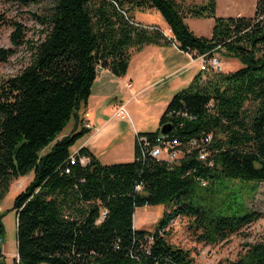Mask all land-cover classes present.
I'll return each mask as SVG.
<instances>
[{"label": "trees", "instance_id": "trees-1", "mask_svg": "<svg viewBox=\"0 0 264 264\" xmlns=\"http://www.w3.org/2000/svg\"><path fill=\"white\" fill-rule=\"evenodd\" d=\"M6 1L28 6L46 0ZM148 10L161 15L170 38L134 26L133 13ZM187 18L212 19L211 36L194 35ZM37 19L45 30L28 44L29 63L0 84V203L14 181L33 173L11 209L15 264H193L188 251L168 242L166 228L175 218H188L197 241L212 244L262 217L247 202L264 183V0L256 1L252 18L217 17L216 0H53ZM23 37L16 24L11 45H22ZM166 44L193 58L221 52L241 68L205 72V79L200 73L177 91L158 129L136 135L131 162L102 165L81 148L70 166V149L89 133L78 112L97 69L123 77L132 51ZM12 54L0 49V62ZM71 120L73 130L58 139ZM168 125L166 139L182 144L210 135L213 167L196 151L175 163L152 158L160 128ZM82 156L89 159L85 166L77 162ZM158 205L164 213L154 232L135 230V210ZM232 264H264V241L245 245Z\"/></svg>", "mask_w": 264, "mask_h": 264}, {"label": "rangeland", "instance_id": "rangeland-1", "mask_svg": "<svg viewBox=\"0 0 264 264\" xmlns=\"http://www.w3.org/2000/svg\"><path fill=\"white\" fill-rule=\"evenodd\" d=\"M207 0H185L186 2L196 3L198 5L204 4ZM257 0H216V16L217 17H244L252 18L254 15L255 3ZM53 7V0H46L39 4H31L28 6H21L14 3L0 0V49L12 48L13 54L5 61L0 62V84L19 74L20 71L29 63L30 51L28 44L31 41H37L43 37L42 31L45 27L40 24L38 17L43 18L48 14ZM193 19V18H192ZM190 27L194 30L199 28L203 33L207 32L206 24L196 25L193 20H188ZM18 24L23 29V44L14 47L10 43V35L14 31L15 25ZM216 54V53H215ZM218 57L224 63L222 74L234 72L241 68V64L236 59L227 58L222 53H217ZM201 73V72H200ZM218 73V72H217ZM205 79L207 75L201 73ZM136 89V86H135ZM174 93H169L163 96L157 102H146L144 99H136L127 106V111L133 119H137L141 123V130L147 132H154L158 128L159 119L165 111L169 100ZM154 96L148 100L153 99ZM88 113V112H86ZM135 120L133 123L137 125ZM71 120L64 128L62 134L70 133ZM122 128H118L120 135L118 138H113L111 143L103 148L102 153L105 155L101 158L102 165L117 164L120 159H125L128 155V126H131L129 121H125ZM122 134H126V141ZM134 138L135 134L131 131L130 135ZM218 138H223L219 135ZM119 139L123 143L120 149L113 144ZM80 139L71 148L73 151ZM119 142V143H120ZM50 144L41 154L49 150ZM132 160V159H131ZM131 162V161H128ZM127 163V162H122ZM27 180L18 179L23 184L22 189H17L14 181L6 196L0 203V214L3 218L1 223L3 225L4 237L2 244V254L4 257V264H15L17 262L16 254V215L12 209L14 194L18 191L22 192L26 186L32 181L33 173H29ZM25 180V181H24ZM16 188V189H15ZM17 190V191H15ZM18 193V194H19ZM17 194V195H18ZM247 206L250 210L261 214V218L256 222L242 228L238 233L231 235L224 241H218L212 244H205L197 241V235L192 228V222L186 217L175 218L166 231L169 232L168 242L176 248L188 251L193 260V264H232L237 260V257L244 252L245 245L252 244L257 241H264V183L258 185L254 193H250L248 197ZM164 213V206L158 205L154 207L137 208L133 215V225L135 230L154 232L157 223Z\"/></svg>", "mask_w": 264, "mask_h": 264}, {"label": "crops", "instance_id": "crops-1", "mask_svg": "<svg viewBox=\"0 0 264 264\" xmlns=\"http://www.w3.org/2000/svg\"><path fill=\"white\" fill-rule=\"evenodd\" d=\"M189 4L191 3H185V5ZM190 19L198 21L195 23L199 26L205 23L207 32L203 33L199 28H197V30L191 28L188 22ZM133 20L144 26H157L166 34L171 35L161 15L155 10L135 11L133 13ZM185 22L194 35L206 38L211 36L213 26L212 19L187 18ZM198 74H200L198 66L190 54L184 53L178 50L176 46L169 44L160 46L149 45L143 47L139 51H132L128 69L123 77L114 76L108 69L98 68L97 76L92 84L88 101L78 112L80 119L85 112H88V122L91 128L87 135L80 138L81 141L78 146L73 151L70 149L71 154H75L81 148H86L101 163V158L105 155L102 153L104 152L103 148L111 143L113 138L121 136L119 129L122 128L124 123H127L118 120L114 115L116 108L120 104H124L127 110V106L136 99L142 98L146 102H157L163 96L169 93H176L189 86L194 77ZM152 96H154L153 99L148 100ZM130 120L132 127L128 126L130 129L127 134V137H129L128 155L125 159H120L118 163L133 160L136 135L138 133L147 132L140 129L142 125L137 119L135 120L130 116ZM133 120H135L136 126ZM72 121L73 122L70 124V132L75 127L74 120ZM131 131L135 134L134 138L129 136ZM122 135L126 141V134ZM64 136L66 135L61 134L58 139ZM119 142L118 139L117 142L113 144L118 149L123 145L122 142ZM23 178L27 180V177ZM30 180H32V178ZM18 193L17 191L13 197ZM133 227L136 229L134 225Z\"/></svg>", "mask_w": 264, "mask_h": 264}, {"label": "built area", "instance_id": "built-area-1", "mask_svg": "<svg viewBox=\"0 0 264 264\" xmlns=\"http://www.w3.org/2000/svg\"><path fill=\"white\" fill-rule=\"evenodd\" d=\"M134 26L147 29L149 31H155L159 30L163 33V35L167 38H170L171 35L166 34L163 30H161L157 26H144L139 23H133ZM171 33V32H170ZM174 45V44H173ZM175 46V45H174ZM191 56V55H190ZM192 57V56H191ZM193 58V57H192ZM194 62L198 66V70L201 73L205 72H221L223 70V62L222 60L213 53L212 55H199L196 58H193ZM115 117L120 121H129L130 116L125 108L124 104H120L115 111ZM81 126L85 129H90L91 126L88 122V113H84L82 115V123ZM157 145L152 147L149 151V155L160 161H165L168 163H175L181 160L185 155L191 154L193 151H196L197 159L205 163L208 167L212 168L214 165L213 161V153L209 150L208 145L211 142V136L207 135L204 139H202L200 142H197V140H191L186 144H182L179 141L166 139V135H161L157 138ZM78 155V152L75 154H71L69 157V164L74 165L76 160L75 156ZM81 166H85L89 159L85 156L79 157V160L77 161ZM65 173H69V170L67 169ZM17 189H22L23 184L20 181L16 182ZM204 185V184H203ZM137 191L141 190L140 186L136 187ZM105 215V212H102L101 217Z\"/></svg>", "mask_w": 264, "mask_h": 264}, {"label": "water", "instance_id": "water-1", "mask_svg": "<svg viewBox=\"0 0 264 264\" xmlns=\"http://www.w3.org/2000/svg\"><path fill=\"white\" fill-rule=\"evenodd\" d=\"M170 130V126H163L162 128H160V134L161 135H166Z\"/></svg>", "mask_w": 264, "mask_h": 264}]
</instances>
